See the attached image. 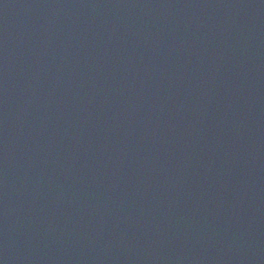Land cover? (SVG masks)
I'll return each mask as SVG.
<instances>
[{
  "label": "water",
  "instance_id": "95a60500",
  "mask_svg": "<svg viewBox=\"0 0 264 264\" xmlns=\"http://www.w3.org/2000/svg\"><path fill=\"white\" fill-rule=\"evenodd\" d=\"M0 264H264V0H0Z\"/></svg>",
  "mask_w": 264,
  "mask_h": 264
}]
</instances>
